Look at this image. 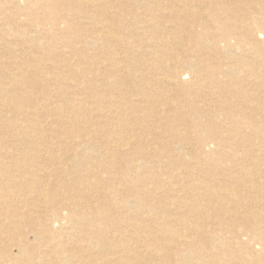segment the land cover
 <instances>
[{"label": "bare ground", "instance_id": "obj_1", "mask_svg": "<svg viewBox=\"0 0 264 264\" xmlns=\"http://www.w3.org/2000/svg\"><path fill=\"white\" fill-rule=\"evenodd\" d=\"M20 1L0 0V15L7 12L12 14L10 11L15 10L20 17L34 18L37 26L33 28L48 29L47 35L53 40L57 39V32L59 35L57 26L62 25L65 30L66 20L60 16L61 12L56 2L30 0L32 2L30 6L22 7L19 5ZM68 1L69 4L65 3L66 8L74 11L81 0ZM82 1L85 2L86 8L97 11L95 4L98 0ZM146 5L150 9L159 6L154 1H148ZM195 5L201 10V15L192 20L195 15L193 10ZM40 6L45 10V17L24 14L25 10L30 11L31 8L37 9ZM165 9L168 8L162 7L160 10L162 12L160 18L174 19L179 23L177 28L173 27L175 31L190 33L183 36L182 33L170 31L173 43L177 47V52H173L166 48L169 40L158 35L157 30L162 26H160L162 22L160 18H158L159 22H154L152 19L143 21L148 25H146L147 29L150 28L152 32L151 38H156L157 41L142 42L141 45L134 42L138 47L140 46V51L145 57V64L139 61L140 66L137 71L146 72L135 77L138 79L137 85L140 83L159 88L152 89V96L161 110L155 114L153 111L150 112L151 117L162 116L161 118L167 121L170 119L171 112L163 111L165 106L173 104L165 98L168 95L170 99L177 100L173 116L184 118L186 123H191V126L172 123L169 126L172 130L170 135H166L169 131L165 130L162 138L148 136L150 140L146 141L151 146L148 152H137L135 154L137 160L126 163L123 170L117 172L120 182L116 184L120 186L115 188L108 184L105 188L108 189L105 192V197L109 198L108 204L96 208L91 205L84 206L83 201L87 198L79 189V194L73 198L67 193L59 194L60 191L64 193L72 186L64 184L57 191L47 190L45 181L43 183L37 178L41 167H35L31 162L28 164L23 162L21 165V149L16 141L9 140L7 134L12 136L15 131L18 132L23 136L24 142L31 144L38 153L41 152V146L39 139L27 127V124L33 123L30 116L23 110H17L16 120L11 123L6 134L2 132L0 126V211L9 231L14 234L8 241L13 242L11 246H15L17 252L9 250V244L6 245L3 241L0 264H264V0H192L183 8L184 17L176 15L173 7L169 8L170 13H173L166 16L163 12ZM179 9L177 11H180ZM205 9H210L209 14L205 15ZM228 13L231 15L228 16ZM91 20L98 27L91 32L96 34L94 38L109 41L111 35L107 36L108 32L103 34L108 26L100 21L99 16ZM196 24H203L202 31L199 32L195 28ZM210 26L214 29L213 33H205L208 27L211 28ZM123 39H126L125 36ZM134 43L130 42L129 45L132 47ZM151 47L160 49L161 54ZM7 49L8 47L5 50ZM237 52L245 55L239 56ZM222 53L229 60L227 64L210 63L213 56L221 58ZM122 62L123 59L114 58L110 69L101 67L97 71L101 73L106 69L108 71L106 78L110 79L108 84L117 83L121 80H115V77L127 70L126 66L121 65ZM143 67L149 69L143 70L141 69ZM81 74L85 75V71H81ZM39 82L43 83V78L39 77ZM0 91V105L9 110L8 108H12V104L17 102L18 98L10 97V89L6 90L2 87ZM140 92L148 95L144 90ZM140 92L136 91L134 94L143 97L137 105V110L143 111L144 108L147 109L148 100ZM111 97L107 99V104L110 109L114 107L116 113L115 109L118 107L122 109V106L114 99L115 96ZM178 97H185L186 101L184 98V101L177 99ZM77 101L75 98L72 100L67 98V101H64L65 106H62L66 111H70V104L77 105L75 108L78 111L72 116L74 123L81 121L79 115L84 114L78 107L81 103ZM185 103L190 110H185ZM55 105H49L50 109L46 112L53 115L59 113L61 108ZM210 106L218 107L221 117L217 118L215 113L208 109ZM193 114L196 116L208 114L212 120L210 119L208 124H202L201 120L192 117ZM117 115L122 116V111ZM21 117H24L25 122L20 121ZM26 117H28L27 121ZM97 117L98 120L100 118L104 120L103 116ZM219 121L227 123L229 129L220 130L221 127L216 123ZM105 125L101 123L100 126ZM181 126L184 127V131L179 134L177 128ZM188 128L192 130L189 131ZM52 139H54L52 146H61L55 141L57 137L53 136ZM161 139L163 141H157ZM129 141V138L112 140L116 156L122 157L124 152L121 150V144L129 145ZM86 142L88 143L86 139H82L76 145L82 146ZM62 148H66L62 156L64 161L66 155L73 156L71 142L66 140V145ZM241 148L244 157H234L233 154L231 156L233 158H229L231 166L225 170L222 164L226 155L222 152H227L228 149L236 152ZM177 149L188 151L187 154L192 160L200 163L198 167L191 168L186 158L179 156ZM23 153L24 160L32 161V157L26 154V151ZM105 155L108 159L113 156ZM162 155L165 158H162ZM151 157L160 158L159 163L167 167L168 171L162 169L164 167H159L157 173H148L147 168H151L149 163L153 161ZM141 160L143 164L140 166L137 162ZM204 165L215 174L216 171L223 170L226 173L223 172L222 177L216 179L214 182L216 185L214 183L212 185V182L208 185L203 181L194 180L191 177L192 173L197 172L201 175L206 173ZM93 169L99 173L103 170L99 165ZM173 169L183 171L186 175V179L182 180L184 182L173 171L169 172ZM58 173L63 174L64 177L65 170L61 169ZM137 177L140 179L139 186L136 183ZM85 183L88 189H103L99 182ZM180 184L185 195L173 203L176 204L173 208L180 213L178 215L181 218L171 219L172 212L168 207L162 221L160 218L156 220L154 216L151 220L152 224L158 225V227L152 226L151 229L159 239L153 237L151 233L145 239L144 216L137 212L141 223L131 222L134 217L124 216V212L128 208H136L139 212L148 208L149 212H153L157 204L152 202L158 192L167 188L171 193L174 187ZM125 186L129 189H120ZM120 191H124L125 195ZM147 191L153 193V199ZM253 200H259V203ZM205 207L213 212H222L215 214V218L221 219L222 223H210ZM127 229L130 233L128 237L124 234ZM225 231L230 233V239H222L221 236ZM212 236H215L216 242L212 241ZM242 237H247L250 244L259 245L260 253L255 255L248 251L246 243L241 241ZM155 240H160L161 244L158 245ZM129 242L143 244L136 248L139 255L129 254L126 245Z\"/></svg>", "mask_w": 264, "mask_h": 264}, {"label": "rangeland", "instance_id": "obj_2", "mask_svg": "<svg viewBox=\"0 0 264 264\" xmlns=\"http://www.w3.org/2000/svg\"><path fill=\"white\" fill-rule=\"evenodd\" d=\"M52 1L56 2L59 12H61L60 16L66 20L65 24H67L65 30L62 25L56 27V29H59V35L57 32V39L54 40L47 35L48 29L44 27H36L38 29L33 28V26H37V23L35 22L36 20L34 18L25 19L20 17L14 9V11H10L12 14L7 12L6 14L4 13L0 15V87L5 88L6 90L10 89V97L13 96L18 98V101H15L12 104V108H8L9 110H7V108L1 107L0 105V126L2 127V132L6 134L11 123L16 120L15 112H17L19 109L25 111L26 115H29L33 122L30 125L27 124V127L39 139L41 152L38 153L36 149H33L31 144L25 143L23 136L18 132L15 131L12 136L7 134L9 140L16 141L15 143L18 144L19 148L21 149V165L23 162L26 164L31 162L33 166L41 167V169L38 168L40 171L37 173V178L43 181V183L45 181V187L47 190L57 191V189H59L60 186L64 184L72 186V188L65 191L64 193L60 191L59 194L64 195L67 193V195H70V197L73 198L75 195L79 194L80 190L82 195L86 196L87 199H89V196L91 197L88 201L87 199L83 201L84 206L89 207L91 205L92 207L97 208L99 205L103 206L104 204H108L109 198L105 197V192L108 190L105 188L108 187V184L111 186L113 185L115 188L120 186L118 185L120 181L117 178V172L120 173L121 170H123V168L126 166V163L129 164L132 161H136L137 157L135 154L137 152H148V149H150L151 146L146 140H150L149 138L151 135H153V138H155V136L157 138H162L164 135L163 132H165V130L169 131L166 135H170L172 130H170L169 126L172 123L182 124L186 127H189L190 124L191 126V123H186L184 118L173 116L175 115V112L173 111H175V104L177 103V100L173 98L170 99L168 95H166L165 98L168 99V102H172L173 104L170 103V105L165 106L163 111L166 113L171 112L169 113L170 119L167 121L166 119L163 120L162 116H158L156 118L151 117L150 112L153 111V114H155L161 110V107L157 106L156 101H154V97L152 96V89L157 90L159 88L156 86L152 87V85H150L151 87L148 85H141L140 83L137 85L138 79H136L135 76L140 73H146H138L137 71L140 66L139 61L145 64V57L142 55V51H140L141 48L140 46L138 47V45H141L142 42L149 43L151 41H157L156 38H154L155 40L151 38L152 32L150 31V28L147 29L148 25L144 24L143 21L146 19H152L154 22H159L158 18L161 17L162 12L160 10L162 7L168 8L167 10L165 9L163 11L166 16H169L171 11L169 8L173 7L176 15L184 17L183 8L192 0H98L95 4L96 8H98L97 11H92L86 8L85 2L82 0L79 1V5L75 7L76 10L74 11L66 8L65 3H68V0ZM103 1L105 2L103 3ZM148 1H154L158 3L159 6L155 9H150L146 5ZM19 3V5L22 7L30 6L32 4L30 0H21ZM104 5L105 7H103ZM203 5L204 4H202V6ZM196 6L198 5H195L193 8L195 15L193 18H191L192 20L194 18H198L201 15V10ZM178 8H180V11H177ZM204 11L206 15L209 14L210 9H205ZM172 13L173 12L170 14ZM24 14L40 16V18L46 16L45 10L41 6L37 7V9L31 8L30 11L25 10ZM227 15L230 16L231 13H228ZM97 16L100 17V21H102V23L104 22L105 25L108 26V28L103 33L106 34V32H108L107 36L109 37L111 35L110 40H106L107 42L103 39H95L94 36H96V34H91L93 30L98 29V27L91 20V18H96ZM160 20L162 21L160 26L162 25L163 27L161 26V29L157 30L158 35L166 37L169 40L166 48L173 50V52H177V47L173 43L170 31L182 33L183 36L189 35L190 32H183L181 30L175 31L173 27L176 26L175 28H177L179 23L174 21V19L160 18ZM163 23L166 25L165 28ZM201 26H203V24H196L195 28L200 32L202 31ZM111 27L112 29H110ZM213 31L214 29L212 27H208L205 33L212 34ZM135 33L139 36H136ZM32 36L36 37V39H34ZM123 36H125L127 40H124ZM68 39L71 41H68ZM92 39L95 41H92ZM130 42H136L138 45L134 43L131 47V45H129ZM7 47V50L9 51L5 50ZM151 48L152 50L155 49V52L157 51L159 54H161L160 49L156 47ZM222 54L223 56L221 58H216L213 56L210 63L215 64L217 62H223L227 64L229 60L224 53ZM237 54H239V56L241 54H243V56L245 55V53L241 52H237ZM161 57L163 58L162 55ZM114 58L123 59L121 65L126 66L127 70L120 74V76L115 77V80H121L117 81L118 84L116 82H112L110 83L111 85H109L108 81L110 79L106 78L108 74L106 69L111 68ZM101 67L106 69L105 71L102 70V72L99 73L97 70ZM141 69L148 70L149 68L143 67ZM81 71H85V75L81 74ZM39 77L43 78V83L39 82ZM187 77L190 76L187 75ZM140 90L146 91L148 95L140 92ZM136 91H139L140 94L145 95V98L148 100L147 109L144 108L143 111L141 109L137 110V105L143 97L134 94ZM113 96H115L114 99L119 102V105L122 106V109L119 107L115 109L116 113L114 112V107L110 109L109 105L107 104V99L109 97L113 98ZM181 97H178L177 99L184 101V98L186 101L185 97ZM67 98L69 100L75 98L78 100L77 102L81 103L78 106L81 108V113L84 112V114L79 115L81 121L74 123L72 119V116H74L73 114L78 111V109L75 108L77 105L70 104V111H66V108L64 109V107H62L65 106L64 101H67ZM52 104L61 108V111L56 115L46 112L49 111L48 109H50L48 106ZM184 105H186V103ZM184 108L185 110H190V107L187 105ZM208 109H210L212 113H215L217 118L221 117V113L218 112V107L210 106ZM120 111H122V116L118 117L117 114H119ZM97 116H103L104 120H102V118L98 120ZM192 117L201 120L202 124H208L210 123V119L212 120L211 116L208 114L199 116L193 114ZM23 119L24 117H21L20 121L22 120V122H25ZM27 119L28 117H26V121ZM101 123L106 124L107 126L105 125L101 127ZM216 123L217 126L221 127L220 130L222 131L229 129L230 127L225 122L219 121ZM87 130H89V132H87ZM191 130L189 129V131ZM183 131V126L177 128V132L179 134H182ZM67 133L69 135H67ZM175 134L176 133H174V136H176ZM53 136L57 137L55 141L61 146H52V140H54L52 139ZM116 138H129L130 140L129 143L131 146L130 144H121V150L124 152L122 157H119L118 155L116 156L115 152L113 151L114 143H112V140H116ZM82 139H86L88 143L86 142L82 146H77L76 144ZM66 140L67 142L72 143V150L74 153H71L73 155L71 157L69 154L66 155L67 158L64 161L62 156L65 154L66 148L64 149L62 146L66 145ZM157 141L160 142L163 141V139ZM132 145L134 146L132 147ZM242 150L243 148L236 152H232L228 149L227 152H222L226 155L225 162L222 164L225 170L231 166L229 158H233L231 157L233 154L235 155L234 157H244V151ZM24 151H26V154H29L32 157V161L28 162L27 160H24ZM177 151L179 156L181 155L182 157L186 158L187 163L191 168H197L200 164L196 163L197 160H192V157L187 154L188 151L184 149H177ZM105 154L113 155L111 157L113 159L106 158L107 156ZM151 158L153 161H150L151 163H149L151 168H147L149 171L148 173H157L162 167H164L162 168L164 170L167 169V167L159 163L160 158ZM162 158H165V156L162 155ZM110 159L112 163L110 162ZM137 163H139L141 166L143 161L141 160ZM96 165H99L101 169H103L100 171V173L99 171H94L93 168H96ZM157 166L158 168H156ZM43 167L44 170H42ZM203 167L206 171L204 175L195 172L191 174V177L196 181L208 183V185H211V182L212 185H214L216 179L222 177L223 172L226 173L225 170H223L222 172L216 171L215 174L214 171L210 170L208 166L204 165ZM61 169L65 170L64 177L63 174L58 173ZM166 171H168V169ZM171 171L178 175L181 181L186 179V175H184L182 170L173 169L169 172ZM92 172H94V174H92ZM148 173H146V175H148ZM86 181L94 184L99 182L100 185L103 186V189H88V187L85 185ZM136 181L137 185L139 186L140 179L138 177ZM168 181L169 180H166V182ZM126 188L129 189L128 186H125L124 188L121 187L120 189L123 190ZM167 190V188L161 189V191L158 192V195L155 196V199H153V193L147 191L149 192L148 195H151V198L153 199L152 203L157 204L155 206V211L149 212L148 208H146L140 210L139 212L136 208H128L124 212V216H130L131 218L134 217V219L132 218V220H130L131 222L141 223L138 218V213H141L144 216V219H146L145 239H147L150 233L153 237L159 239V237L156 236V233L151 229V227L156 226L157 223L154 225L151 223V220L154 216L156 220L160 218V221H162L165 218V211L168 209V207H170V211L172 212H170L172 214L171 219L174 220L176 218H181L178 215L180 213H178L176 209L173 208L174 205H176H173V203H175L176 200L182 198L185 195V191L182 189L181 184L176 185L171 193ZM121 192L122 191H120V193ZM122 194L125 195L124 191ZM127 194L130 193L127 192ZM253 201L259 203V200ZM207 209L208 208L205 207V210L208 211L210 223H222L221 219L215 218V214L217 215L222 212H213V210L211 211L210 209ZM226 216L227 215H225V217ZM224 222L228 223V221ZM128 230L129 229L125 230L124 232L127 237L130 235ZM13 236L14 234L9 231V228L3 219L2 212L0 211V251L2 250L1 248L4 247L3 241H5L4 244H9V250L11 249L14 252H17V248L15 246H11L13 242L8 241V239L12 238ZM219 236L221 235L219 234ZM221 237L222 239H230L231 235L229 232L225 231ZM155 241L158 245L161 244L160 240ZM212 241L216 242L215 236H212ZM241 241L246 243L247 250L252 254L256 255L260 253L261 247L259 245L248 243L247 237H242ZM126 245L129 249L130 255L135 253V255H139L136 248L137 246L143 244L139 242H132L130 244L129 242L126 243ZM179 249L181 250L183 248Z\"/></svg>", "mask_w": 264, "mask_h": 264}]
</instances>
